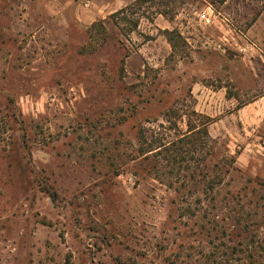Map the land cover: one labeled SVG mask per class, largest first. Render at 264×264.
Returning a JSON list of instances; mask_svg holds the SVG:
<instances>
[{
	"label": "rangeland",
	"instance_id": "obj_1",
	"mask_svg": "<svg viewBox=\"0 0 264 264\" xmlns=\"http://www.w3.org/2000/svg\"><path fill=\"white\" fill-rule=\"evenodd\" d=\"M133 1L0 0V264H264V0H154L124 37ZM191 111L223 180L194 215L132 160Z\"/></svg>",
	"mask_w": 264,
	"mask_h": 264
},
{
	"label": "trees",
	"instance_id": "obj_2",
	"mask_svg": "<svg viewBox=\"0 0 264 264\" xmlns=\"http://www.w3.org/2000/svg\"><path fill=\"white\" fill-rule=\"evenodd\" d=\"M153 2L154 0H135L111 15L113 24L119 29L122 36L126 37L137 29L139 16L143 15L141 11L144 5ZM138 12L139 15L135 16ZM160 14L166 16L165 13ZM89 32L90 39L94 37L91 35L92 32H96L97 36H101L103 40L105 39L106 31L101 21L92 24ZM163 35L171 48L172 54L184 50L186 44L179 33L174 30H165ZM190 114L196 119L197 123H187L185 125L186 130L184 132L178 131L173 138L170 135H162L160 138L155 137L152 132L144 128L138 129L135 138L138 145L136 150L138 155L132 160L135 161L141 158L147 169V174L167 188L173 189L178 201L186 204L187 210L194 204L195 206H198V204L201 206L205 202L215 209V205L218 203V189L223 180L220 174L210 173L211 170L214 171L216 167L218 168L217 164L214 165V169L209 167L211 170L205 165L207 157L213 155V150L209 151L207 131L210 119L196 114L194 111H191ZM42 190L52 202L56 200L57 195L51 188L44 186ZM191 198H194V201L190 203ZM194 211L189 210L192 215L195 214ZM227 248L228 246L224 243H220L218 247L219 250ZM240 248L232 247L233 253L231 254H240L242 252ZM216 258L215 255L204 256L206 261L203 264H217ZM221 262L229 264V260L224 259ZM221 262L218 264H222Z\"/></svg>",
	"mask_w": 264,
	"mask_h": 264
}]
</instances>
